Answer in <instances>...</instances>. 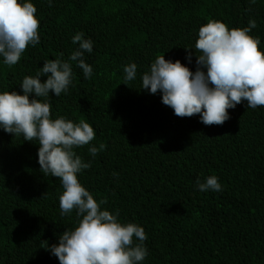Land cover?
<instances>
[{
	"label": "trees",
	"instance_id": "obj_1",
	"mask_svg": "<svg viewBox=\"0 0 264 264\" xmlns=\"http://www.w3.org/2000/svg\"><path fill=\"white\" fill-rule=\"evenodd\" d=\"M27 2L37 9L39 43L12 67L0 57V93L22 94L23 78L35 77L45 61L68 60L77 33L91 39L93 51L84 54L91 78L70 61L72 84L59 97L49 93L51 114L95 130L89 145L75 149L91 165L79 181L107 200L102 208L119 212V222L144 229L142 264H264V107L242 101L223 125L206 126L198 114L177 117L159 91L141 89L159 55L196 71L195 42L209 20L230 29L254 20L249 34L264 51V0ZM185 49L195 54L190 63ZM132 63L136 78L125 81ZM37 143L0 128V264H59L45 241L58 244L78 224L75 211L60 215L62 185L41 173ZM100 144L105 149L93 157L89 147ZM209 176L222 191L198 190L197 180Z\"/></svg>",
	"mask_w": 264,
	"mask_h": 264
},
{
	"label": "clouds",
	"instance_id": "obj_2",
	"mask_svg": "<svg viewBox=\"0 0 264 264\" xmlns=\"http://www.w3.org/2000/svg\"><path fill=\"white\" fill-rule=\"evenodd\" d=\"M36 12L27 0H0V57L6 66L18 64L28 47L39 43ZM256 27L254 20L247 27L231 29L223 22L209 20L198 31L195 50L199 55L185 49L189 63L195 55L196 71L193 73L179 60L166 61L159 55L142 75L141 89L152 95L159 91L161 102L177 117L198 114L206 126L223 125L230 118L228 110L242 101L247 102V108L264 107V51L259 47L260 38L249 34ZM72 43L78 48L68 60H47L35 77L23 78L22 94L14 90L0 93V128L22 136L24 141L38 142L41 173L58 178L62 185L60 215L70 216L75 211L77 226L66 229L59 235L58 244L50 248L45 241L46 250L59 264H142L148 255L144 229L119 222V212L113 214L102 208L107 200L97 201L79 181L78 174L91 165L75 149L89 145L95 139V130L84 121L52 118L49 93L59 97L68 92L73 79L70 61L76 62L85 79L93 73L84 59L85 53L93 51L91 39H85L81 32L73 36ZM123 71L125 81H132L137 65L132 63ZM41 77L46 80L41 82ZM105 147L100 144L88 151L95 157ZM196 184L201 192L222 191L216 176L207 177L204 183L197 180Z\"/></svg>",
	"mask_w": 264,
	"mask_h": 264
}]
</instances>
